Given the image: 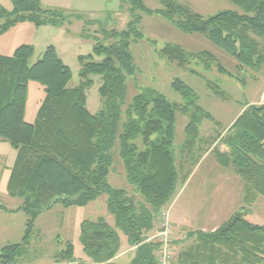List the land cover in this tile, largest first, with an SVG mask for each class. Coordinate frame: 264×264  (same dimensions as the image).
I'll use <instances>...</instances> for the list:
<instances>
[{"label": "trees", "instance_id": "trees-1", "mask_svg": "<svg viewBox=\"0 0 264 264\" xmlns=\"http://www.w3.org/2000/svg\"><path fill=\"white\" fill-rule=\"evenodd\" d=\"M129 1L133 19L127 29L105 31L113 42L94 47V53L104 59L94 62L80 57L83 80L77 87H69L72 70L54 45L32 66L28 65L34 53L30 44L20 45L13 55L0 54V139L17 151L7 190L22 200L19 209L27 215L22 241L0 248V264H19L41 212L57 203L86 206L103 193L108 194L115 224L103 217L83 221L80 241L87 259L75 260L74 245L68 243L61 253L65 262L56 264H118L114 259L121 251V233L134 250L126 264H157L161 244L149 235L160 213L208 155L222 166L233 167L242 178L244 206L215 230L189 233L187 239L192 242L179 253L178 264H264V224L248 219L252 206L264 197V103L247 104L229 127L205 133L204 124L214 121L213 115L200 105L190 85L175 79L172 86L183 95L184 103L140 93L123 113L126 79L137 69L132 39L142 37L137 28L142 16L136 10L159 13L184 33L205 35L237 60L238 70L260 69L264 65V0H229L242 12L228 10L209 17L176 0H160L162 8L156 11L143 0ZM11 2L13 11L0 9V21L13 16L2 23L0 35L21 21L42 25L48 15L57 17L54 22L76 16L43 9L40 0ZM161 54L181 68H188L193 60L201 61L205 69L217 65L210 51L190 52L172 43ZM94 74L101 76L99 92L105 103L97 113L87 107L86 87ZM30 81L41 83L46 93L34 123L25 119ZM207 84L214 93H221L215 83ZM177 113L186 116L188 123L185 140L175 151ZM117 140L127 178L142 200L108 183Z\"/></svg>", "mask_w": 264, "mask_h": 264}, {"label": "rangeland", "instance_id": "rangeland-1", "mask_svg": "<svg viewBox=\"0 0 264 264\" xmlns=\"http://www.w3.org/2000/svg\"><path fill=\"white\" fill-rule=\"evenodd\" d=\"M176 1L188 4L205 17L228 10L242 12L229 0ZM143 2L148 9L154 11L162 8L160 0ZM40 3L43 9H59L75 13L76 16H69L62 22H54L57 17L48 15L45 17L48 19L47 22L42 25L29 21L18 22L0 35V54L13 55L20 45L30 44L34 47V53L29 58L28 65L32 66L42 57L48 46L54 45L61 59L72 70L73 76L69 82L71 88L79 86L83 80L80 57L85 56L87 58L85 61L101 62L104 55L95 54L94 47L98 43L108 45L113 42L105 31L125 30L133 19L129 0H40ZM1 8L7 11L14 9L11 0H0ZM135 13L142 16L137 25L142 37L132 39L131 50L137 69L126 79L127 92L123 113L140 93L162 95L170 102L184 103L183 95L172 86L175 79H181L190 85L198 94L200 105L213 115L214 121H207L204 124L205 133H213V130L222 131L229 127L247 104L264 103V65L260 69L238 70L237 60L205 35L184 33L169 19L156 12L149 14L143 10H136ZM12 17L0 21V26ZM169 43L179 45L190 52L210 51L216 57L217 65L205 69L201 61L193 60L188 68L178 67L161 54V49ZM89 78L92 82L86 87L87 107L91 112L97 113L105 106L99 92L102 79L96 74L90 75ZM208 81L219 87L221 90L219 95L208 86ZM45 96V89L41 83L29 82L25 113L28 122L36 121L39 106ZM187 123L186 116L176 114L175 151L179 150L185 140ZM137 142L141 147V139ZM16 153L17 151L7 141L1 139L0 164H12ZM112 158L113 164L107 178L109 185L127 190L134 200H142L140 192L127 178L120 156L119 140L112 149ZM1 182L0 175V204L9 207L21 204L20 198L8 196L5 188L2 190ZM181 189L177 199L167 210L160 213L156 229L149 235L151 239L160 242L161 250L162 243L158 233L163 227L162 214L168 212L169 221L177 224L175 228L179 232L177 234L174 231L172 234V256L169 264H178L179 253L192 242L186 235L207 228L208 230L204 231H210L212 226L222 224L239 207L244 206L242 178L233 167L220 165L212 155L208 156L196 170L190 183ZM3 213L0 212V225L4 224L6 231L4 235L0 234V248L9 243L22 241L27 219L24 211L5 216ZM100 217L105 218L111 225L115 224L114 215L108 209L107 193L101 194L86 206L65 207L62 203H57L41 212L35 221L30 244L18 260L19 264L64 263L65 261H61V253L67 249L68 243L74 245L75 260H86L87 255L80 241V224L85 220H96ZM248 219L264 224V197H260L252 206ZM121 237L122 247L129 250L120 262H126L131 260L134 250L130 247L126 235L121 233Z\"/></svg>", "mask_w": 264, "mask_h": 264}, {"label": "crops", "instance_id": "crops-1", "mask_svg": "<svg viewBox=\"0 0 264 264\" xmlns=\"http://www.w3.org/2000/svg\"><path fill=\"white\" fill-rule=\"evenodd\" d=\"M243 111V110H242ZM237 117V116H236ZM0 142H1V139H0ZM16 155H17V153H16ZM1 156V155H0ZM209 156V155H208ZM208 156H205V158H203V160L196 166V168L194 169V171H193V173H192V175L190 176V178L188 179V181L183 185V187L184 186H186V184H189L190 183V181H191V179L193 178V174L196 172V170H198L199 168H200V166L203 164V162L208 158ZM15 159H16V156H15ZM14 163H15V160H14V162L11 164H0V175H1V178H2V182H1V186H3V189L2 190H4V188H5V190H6V194H8V196H9V193H8V190H7V185H8V181H9V178H10V174H11V169H12V167H13V165H14ZM181 191H182V189L179 191V193H178V195H177V197L179 196V194L181 193ZM177 197L175 198V200L177 199ZM174 200V201H175ZM173 203V202H172ZM20 205L21 204H17V206H15V207H9V206H6V205H4V204H0V212L2 211V212H4L3 214H4V216L5 215H9V214H14V213H18V212H20V211H22V210H20L19 209V207H20ZM240 208V207H239ZM238 208V209H239ZM236 211V210H235ZM1 216V215H0ZM27 220V219H26ZM222 223V222H221ZM173 224V227H174V231L177 233V234H179V232H177V230H176V228H175V226H177V224L175 223H172ZM221 224H219V225H214V226H212V228H210L209 230H215L216 228H218L219 226H220ZM204 230H208V228L207 229H204ZM6 231V226H4V224H2V225H0V234L1 235H4V232ZM175 233V234H176ZM180 234H182V233H180ZM187 236V235H186ZM128 250H129V248H124V247H121V251H120V253L116 256V258L114 259L115 260V262H117L118 264H126V263H128L130 260H128V261H126V262H120V260H122V258H123V256L126 254V253H128Z\"/></svg>", "mask_w": 264, "mask_h": 264}, {"label": "built area", "instance_id": "built-area-1", "mask_svg": "<svg viewBox=\"0 0 264 264\" xmlns=\"http://www.w3.org/2000/svg\"><path fill=\"white\" fill-rule=\"evenodd\" d=\"M163 227L159 231V240L162 243V249L157 257V264H169L172 256V234H174L173 224L168 219V212H163Z\"/></svg>", "mask_w": 264, "mask_h": 264}]
</instances>
